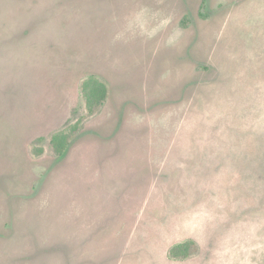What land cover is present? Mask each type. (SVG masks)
Instances as JSON below:
<instances>
[{
    "label": "rangeland",
    "instance_id": "374dc122",
    "mask_svg": "<svg viewBox=\"0 0 264 264\" xmlns=\"http://www.w3.org/2000/svg\"><path fill=\"white\" fill-rule=\"evenodd\" d=\"M0 264H264V0H0Z\"/></svg>",
    "mask_w": 264,
    "mask_h": 264
},
{
    "label": "trees",
    "instance_id": "16d2710c",
    "mask_svg": "<svg viewBox=\"0 0 264 264\" xmlns=\"http://www.w3.org/2000/svg\"><path fill=\"white\" fill-rule=\"evenodd\" d=\"M82 89L87 99L88 109L92 113H98L101 111L108 99V84L98 77L90 76L85 82H83ZM73 129H76L74 133L66 132L64 130L54 133L52 144L55 147L56 163L64 160L76 139L79 137L77 133L78 127ZM198 253V243L193 239L176 243L169 249V257L172 259L184 260Z\"/></svg>",
    "mask_w": 264,
    "mask_h": 264
},
{
    "label": "crops",
    "instance_id": "0c3cea01",
    "mask_svg": "<svg viewBox=\"0 0 264 264\" xmlns=\"http://www.w3.org/2000/svg\"><path fill=\"white\" fill-rule=\"evenodd\" d=\"M126 115V114H125ZM133 115V114H132Z\"/></svg>",
    "mask_w": 264,
    "mask_h": 264
}]
</instances>
